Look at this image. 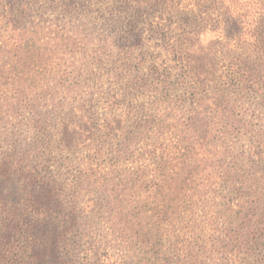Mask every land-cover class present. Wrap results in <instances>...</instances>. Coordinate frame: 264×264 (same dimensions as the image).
<instances>
[{
    "label": "rangeland",
    "instance_id": "374dc122",
    "mask_svg": "<svg viewBox=\"0 0 264 264\" xmlns=\"http://www.w3.org/2000/svg\"><path fill=\"white\" fill-rule=\"evenodd\" d=\"M117 1L120 0H108L114 4ZM72 2L74 0H55L52 3L34 0L31 9L35 16L30 23L22 25L29 33H39L37 50L45 55L44 59H50L48 64L38 62L26 66L19 62L14 70L16 59L0 60V76L3 75L0 78V109L6 105V100L17 96L15 84L19 76L24 77L27 89L32 90L31 95H26L25 99L33 98L35 102V110L24 104V109L20 110L21 116L17 119L0 115V160L5 153L10 152L14 142L25 147L36 142L46 143V138L41 134L16 128V123L23 117L35 114L42 121H51L48 123L50 127L67 118V109L59 107L58 102L50 104L43 100L44 97L38 96L40 88L46 89L44 85L49 74L58 75L57 58L75 61L73 68L64 66L60 70L59 76L63 75L61 80L64 86L76 84L84 92L98 90L101 95L110 87L112 80H106L110 62L105 63L104 58L105 55L112 59L118 56L115 45L119 43L121 36H127L120 28V21H117L118 11L122 13L126 8L115 4L118 11L114 8L109 12L102 3L97 7L100 9L95 10L96 8H83V3L79 1L74 2L75 4ZM210 4L200 3L198 6L196 0H170L169 11L162 17L155 15L151 24L165 27L171 25L172 29L176 20L170 15L177 12L175 14L183 20L184 26L188 25L195 34L200 32V40L204 44L214 45L216 42L225 43L224 35L233 34L232 37L237 35L241 41L248 40L252 23L264 18V0H239L238 5L233 6L232 13L242 14L244 11L247 16L245 20L242 22L241 18L238 25L230 24V27L223 30L221 26V30L213 31L218 27L215 19L219 14V6ZM40 12L43 14L42 22L39 18L36 19ZM122 15L125 16V13ZM139 27L143 28L145 35L148 34L147 22H141ZM70 35H74L73 44H58L59 40L56 39ZM148 37L149 34V43L143 52L147 58L150 54L155 57L160 50L153 49L152 37ZM233 43L235 40L231 41ZM93 49L99 50L96 53L103 59V64L99 67L105 65L101 69L98 67L90 71L92 75L87 78L85 75L89 74L84 66L93 61ZM137 57L140 55L135 54L134 58ZM3 67L11 70V74H4ZM218 68V78L221 79L217 86L226 90L229 84L224 77L225 68ZM77 70H80L79 74ZM97 72V77H102L99 81L94 77ZM95 83L97 88L93 87ZM144 91L143 96L126 102L115 110L114 115H123L125 122L115 132V137L106 138L102 131L96 134L92 148L103 143L102 153L99 155L102 170L89 172L82 190L76 187V177L80 173L76 162L87 155L82 151L73 155L61 152L50 154L45 148L32 147L30 154L25 157L29 168L23 174L14 168H8L6 176L0 173V202L2 200L6 204L17 205L15 218L9 206H5V212L0 207V264H25L21 258L28 264H33L30 260V246L36 242V238L43 235L49 240H55L57 261L62 264H264V209L258 211L259 216L256 215L258 212L247 213L250 207H258L256 202L261 203L264 208V202L261 201L263 198L259 196L264 194V169L247 162L243 166L244 173L259 178L263 183L258 188L251 186V191L257 193L255 196L237 194L229 184L222 182L224 180H217L211 185L200 184L198 181L185 184L183 181H173L162 192L156 185L163 175L168 181L171 177H176L175 169L171 167L173 161L166 165L160 156L151 157L147 154L138 158L141 152L150 151L149 145L154 140L144 139L142 128L137 125L150 121L147 131L153 135L157 122L161 121V125L168 127V130L160 140H165V144L169 145L175 139L177 129L183 127L179 125H187L184 114L188 102L184 101L186 96L181 97V91L170 92L169 95L165 93L167 90L154 92L151 81L147 82ZM34 94H37V98L33 97ZM155 99L160 101V107L154 106ZM263 101V97L248 93L243 95L240 102L233 103L237 106L228 119L238 122V125L228 134L226 143L233 150L229 157H223L221 151L218 154L220 157L216 156L223 168L233 167L234 157L241 158L253 148L264 147ZM151 107H157L158 110H152L150 113L154 115L148 119ZM94 112V126L103 123L104 110L95 106ZM115 118L118 120V117ZM215 126L214 129L210 128V136L207 135L210 138L220 130L221 126ZM11 132L12 136H6ZM259 141L262 142L261 145H258ZM216 145L224 148L223 142L218 141ZM163 150L172 155L171 148L164 147L159 151ZM32 169H38L37 178L33 176ZM53 176L62 184L59 188L63 189L64 204L61 214L54 216V220L47 215L56 227L50 226L49 233H46L48 230H38L35 227L34 216L30 214L32 208L29 192L31 186H35L34 182ZM103 183L108 185L105 190L100 189ZM10 188H13V194L8 193ZM106 202L109 204L106 205ZM107 209L113 210L112 216L105 213ZM45 215L42 214L41 218ZM228 231L235 235L238 233L239 236L252 232L254 240L246 247L238 245L236 248L226 249ZM35 232L37 235L33 236Z\"/></svg>",
    "mask_w": 264,
    "mask_h": 264
},
{
    "label": "trees",
    "instance_id": "16d2710c",
    "mask_svg": "<svg viewBox=\"0 0 264 264\" xmlns=\"http://www.w3.org/2000/svg\"><path fill=\"white\" fill-rule=\"evenodd\" d=\"M33 1L0 0V60L16 59L14 70H16L19 62L22 65L30 66L38 62L48 64L50 60L44 59L45 55L40 54L37 50L39 49L37 48L39 46H36L39 42V33L35 31L29 33V30L22 26L30 23L35 16L31 9ZM47 1L52 3L55 0ZM76 1L83 3V8H96L95 10L100 9L97 7L102 3L109 12L114 8L118 11L115 4L117 6L124 5V8H126L125 11L122 9L125 16L122 15L121 11H118L117 21H120V28L123 32H126L127 36H121L119 43L115 45V53L118 56L112 59L109 55H105L106 58H104L105 63L110 62L109 74L106 77V80L108 78L112 80L109 83L110 87L101 95L98 90L84 92L76 84L64 86V82L61 80L63 75L59 76L60 70L64 66L73 68L72 64L75 61H69L68 58H57L58 75L49 74L50 77L46 78V84L44 85L46 89L40 88L38 96L44 97L43 100L50 102V104L58 102L59 107L67 109V118H63L59 123H54L53 127H50L48 123L51 121H42L39 116L35 117V114L23 117L20 122L16 123V128L25 129L24 131L30 133L34 132L36 135L41 134L47 141L45 144H43V141L36 142L29 147H25L18 142L12 143L10 152L5 153L0 160V173L6 176L7 171H9L8 168H14L23 174L29 168L25 157L30 154V148L32 147L45 148L50 154L61 152L66 155H73L82 151L87 155L76 162L77 168L80 169V173L76 177V187L82 190L84 182L89 178V172L102 170L99 155L102 153L103 147L101 145L103 143H99V146L92 148L96 134L102 131L105 133L106 138L115 137L114 134L121 129V124H125L123 115H114L115 110H118L126 102L143 96L147 82L151 81L154 92L161 93L167 90L165 93L169 95L170 92L181 91V97L186 96L184 101L188 102L184 114L187 118V125L184 126L183 123L179 125L183 127L180 130L177 129L178 133L175 134V139L169 145L165 144V140H160L161 136L165 135L166 130H168V127L161 125V121L157 122L153 135L148 134L147 131L150 121L137 125V127L142 128L141 134L144 139L154 140L149 145L151 146L150 151L141 152L138 158H143V155L147 154L151 157L160 156L162 160L164 159L166 165L171 164L173 161L171 167L175 169L176 177H171V180L168 181L163 175L156 187L163 192L169 185L168 183L173 181L175 183L183 181V184L198 181L200 184L208 183L211 185L216 183L217 180H224L222 182L229 184L237 194L255 196L257 193L254 190L251 191V186L258 188L263 183L259 178L251 175L252 178L249 174L244 173L243 166L247 162V164L253 163V165L261 166L264 169V147L253 148L247 151L246 155H242L241 158L234 157L233 167L228 169L219 164L218 157L220 156L218 154L221 151L223 157H229L231 150H233L232 146L226 145L229 138L228 134L236 129V125H238V122L228 119L233 115L237 106L233 103L240 102L243 95L248 93L264 98V18L252 23L248 38L249 42H247L248 40L241 41L236 37L237 35L232 37L233 34H231L229 36L224 35L225 43L216 42L214 45H209L200 40V32L195 34L188 25H183V20L175 14L177 12H172L170 15L176 20L175 27L172 29L171 25L165 27L164 25L151 24L155 15L159 14L162 17L165 12L169 11L170 0H120L115 4L109 3L108 0H74V2ZM74 2L72 3L75 4ZM207 2H210V5L219 6V14L215 19L218 27H215L213 31L221 30V26L223 30L230 27V24L235 25L236 23L238 25L241 18L243 22L247 17L244 11H242V14L232 13L233 6L238 5L239 0H221L219 2L196 0V5L200 6V3ZM66 10H69V8H66ZM104 11L106 10L104 9ZM37 18L41 22L43 21L42 12L37 14ZM142 20L148 23V39L152 37L153 49L160 50L155 57L150 54V57L147 58L145 52H143L149 40H147L148 34L145 35L143 28L139 27L140 23H143ZM73 36L70 35L56 40H59L58 44L60 45L62 43L69 45L74 43ZM232 40H235V43L231 44ZM55 42L57 45V41ZM97 51L99 50H92L91 59L93 61L84 66L87 67L86 71L89 74L85 75L87 78L92 75L90 71L103 64V59L96 53ZM135 54L136 56L140 55V57L134 58ZM219 66L225 68L223 69L226 74L224 77L227 78L226 82L229 84L226 90L219 89L217 86L221 79V77L218 78ZM4 67V74H11V70H6ZM76 72L79 74L80 70ZM98 75L99 72L94 77L99 81L102 77L99 78ZM23 78V76H19L16 81L17 84H15L17 96L8 101L6 100V105L1 108L2 110L0 109V115H6L4 117L12 119L16 117L17 119L21 116L20 110L24 109V104L26 107L35 110L33 98L30 100L25 99L26 95H31L32 90L27 89L26 80H23ZM19 86H21L20 89ZM93 87L97 88L96 83ZM98 94L101 97H97ZM33 97L37 98V94H34ZM57 98L59 99L57 100ZM182 101L183 99H181ZM158 104H160V101L155 99L154 106L160 107ZM95 106H100L104 110V121L94 126V121H96L94 118ZM152 110L157 111L158 108L151 107L148 110V119L154 115L150 113ZM115 117H118V120ZM215 125L221 126L220 130L210 138V128L214 129ZM12 134L11 132L6 136H12ZM218 141L223 142L224 148L216 145ZM259 144L261 145L262 142L259 141ZM159 146L163 147L160 148ZM164 147L171 148L170 153L172 155L166 153L165 150L159 151ZM16 167H19V169L17 170ZM32 171L33 176L37 178L39 176L37 174L38 169H32ZM58 180L54 176L39 179L34 182L35 186H31L29 192L32 208L30 214L34 216L35 227L38 230H48L46 233H49L48 228L50 226L56 227V224L51 222L47 215L52 218L57 217V214H61L64 204L63 189L59 188L62 184ZM107 186L106 183H103L100 185V189L105 190ZM13 192V188L8 190L9 194H13ZM259 196L263 198L261 201L264 202V194H259ZM256 203L258 207L255 205L250 207L247 209V213H257L261 211L260 209H264L261 203ZM108 204L106 202V205ZM5 206L11 208L13 212L11 214L15 218L17 205L6 204L1 200L0 207L3 208L4 212ZM92 206H95V204ZM105 213L112 216L114 212L107 209ZM42 214H46L45 217L41 218ZM256 215L259 216V212ZM60 224H57V226H60ZM35 235H37L36 232L33 236ZM253 236L252 232L239 236L238 233L235 235V233L228 231L226 249L236 248L238 245L246 247L254 240ZM34 241L36 242L30 246V260L33 264H62L57 261L58 253L55 250V240H49L43 235V237L40 236ZM21 260L28 264L25 259L21 258Z\"/></svg>",
    "mask_w": 264,
    "mask_h": 264
}]
</instances>
